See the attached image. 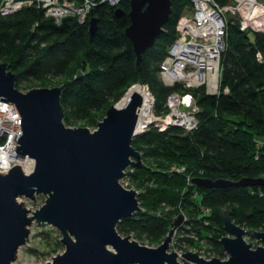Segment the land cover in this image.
I'll return each instance as SVG.
<instances>
[{
	"label": "trees",
	"instance_id": "obj_1",
	"mask_svg": "<svg viewBox=\"0 0 264 264\" xmlns=\"http://www.w3.org/2000/svg\"><path fill=\"white\" fill-rule=\"evenodd\" d=\"M215 1L224 5L231 0ZM118 6L124 14L117 15ZM130 9V0L118 5L98 1L85 21L76 16L57 21L37 5L0 13V62L18 74L20 89L36 83L53 86L56 78H63L61 101L67 125L79 120L97 125L138 82L153 94L154 113L164 115L170 109V94L181 85L166 84L160 67L192 1L172 0L169 19L144 52L140 68L125 32L131 23ZM94 17L98 25L91 35ZM227 17L220 90L208 93L204 86H192L183 91L194 94L198 105L194 129L170 125L159 130L151 124L134 136L133 145L142 151L144 164L129 167L127 176L130 186L139 189L143 209L117 225L125 235L158 245L183 213L188 225L175 238L178 248L204 244L222 259L227 252L221 238L227 231L221 211L231 209L238 224L264 230L263 185L205 187L193 182L199 176L233 181L264 176V29L253 25L242 29L238 14Z\"/></svg>",
	"mask_w": 264,
	"mask_h": 264
},
{
	"label": "water",
	"instance_id": "obj_2",
	"mask_svg": "<svg viewBox=\"0 0 264 264\" xmlns=\"http://www.w3.org/2000/svg\"><path fill=\"white\" fill-rule=\"evenodd\" d=\"M130 4L131 23L125 32L140 68L144 52L154 45L169 19L172 0H130ZM124 12L121 6L116 7L117 15ZM97 25L98 18H92L91 35ZM17 79L8 63L0 62V98L15 102L22 114L17 156L32 157L35 166L26 172L15 163L7 172H0V264H12L17 258L33 220L52 224L62 233L65 249L47 264H264V230L238 224L231 209L220 212L227 231L221 238L228 253L224 259H207L193 249L181 255L170 250L174 234L184 222L183 213L157 246L118 230L121 220L143 209L139 191L121 182L129 166L144 164L142 151L133 145L134 136L142 131L139 111L144 100L137 90L124 104H112L91 129L65 123L61 96L66 83L24 91L17 87ZM193 182L205 187L264 186V176L238 181L199 176ZM40 193L46 195L45 202L35 210L19 200L20 196L36 199ZM247 236L258 238L261 244L248 241Z\"/></svg>",
	"mask_w": 264,
	"mask_h": 264
},
{
	"label": "built area",
	"instance_id": "obj_3",
	"mask_svg": "<svg viewBox=\"0 0 264 264\" xmlns=\"http://www.w3.org/2000/svg\"><path fill=\"white\" fill-rule=\"evenodd\" d=\"M98 1L118 5L121 0H1L0 13L7 14L26 5H37L42 6L46 13L57 21L66 16H76L79 21H85ZM191 1L192 10L180 17L177 23L178 35L169 46L160 67V76L166 84L181 86L169 96V111L164 115L154 113L141 132L147 130L151 123L159 130H165L170 125L181 126L186 131L197 127L198 105L195 96L191 92L183 91L192 86H204L208 93H217L220 90L228 11L239 15L242 29H248L252 25H264L262 21L256 22V19L260 18L257 10L264 8L263 1L231 0L224 5L215 0ZM261 17L263 18L264 14ZM258 55L263 58L261 53ZM21 122L22 114L17 104L0 98V172H7L15 163H20L26 172L32 171L35 166L32 157L17 156L16 144L23 133ZM129 167L121 178L126 187L130 186L127 176ZM179 235L183 233L180 232ZM175 238L177 237H174L173 241ZM192 249L207 259L214 256V252L204 244Z\"/></svg>",
	"mask_w": 264,
	"mask_h": 264
},
{
	"label": "rangeland",
	"instance_id": "obj_4",
	"mask_svg": "<svg viewBox=\"0 0 264 264\" xmlns=\"http://www.w3.org/2000/svg\"><path fill=\"white\" fill-rule=\"evenodd\" d=\"M259 1H261V0H259ZM230 13H233V12L228 11V15ZM256 27H257V29H264V25H262V26L256 25ZM62 83H63V78L60 77V78L55 79L54 85H59ZM39 84L40 83H36L35 85L31 86L30 88L35 87V86H40ZM48 86H50V85H48ZM30 88H27V89L21 88V89L26 91ZM149 91H150V89H149ZM119 100L114 102V103L119 102ZM154 103H155V100H154ZM154 103H153L152 115L154 114ZM151 124L156 126L154 123H151ZM148 125H149V123H148ZM71 126H88L91 129H95L97 127V125H91L90 123H87L86 121H80V120L73 122L71 124ZM128 188L137 189L136 187H132V186H129ZM45 198H46V195L40 193V194L36 195L37 200L35 198L33 199V198H30L27 196H20L19 200L20 201L23 200L24 205L26 207H28L29 209L31 208V210H35V209L39 208L45 202ZM30 213H32V212H30ZM184 216H185L184 222L180 227L177 228L176 234H179L180 232H182V228L184 226L188 225L186 222L187 217L185 214H184ZM30 230H31V232H30V235L27 239V243L19 248L17 258L12 262V264H47V261L52 260V257L55 254L60 253L65 249V245L61 242L62 233H61L60 229H58V227H56L52 224L43 225L41 222H37V220H33L32 224L30 225ZM132 236H133V238H136L134 235H132ZM136 239H138V238H136ZM57 240H60L61 244H59L57 242ZM138 240L140 242H142L143 244H146L149 246H157L155 244L148 243L146 240H141V239H138ZM247 240L248 241L249 240H257L256 243L261 244V241L258 238H253V237L247 236ZM206 247H207V249H209L208 246H206ZM187 248H188L187 250L192 249L190 247H187ZM170 250H176L178 252L186 251V250H184V251L180 250V248H178V246H177V241H173V240L171 242V249ZM209 250L211 252H214V256H219L217 254V252H215L214 250H212V249H209ZM227 255H228V253H227ZM227 255L223 258H226ZM182 263L183 264H189V263H185L184 261H182Z\"/></svg>",
	"mask_w": 264,
	"mask_h": 264
},
{
	"label": "bare ground",
	"instance_id": "obj_5",
	"mask_svg": "<svg viewBox=\"0 0 264 264\" xmlns=\"http://www.w3.org/2000/svg\"><path fill=\"white\" fill-rule=\"evenodd\" d=\"M259 11L258 17L256 19V22L260 23L261 21L264 22V17L262 18L261 15L264 14V8H259L257 10V12ZM137 90L142 96H143V104L140 107V111H139V120H140V124L142 129H145V124L150 121L152 113H153V95L151 94V92L149 91V88L146 85H143L141 83H135L133 84L128 91L120 98L119 100V105L124 104L129 97L132 95V93ZM143 125V126H142ZM27 170H29L28 168H26ZM179 234H174V237H179Z\"/></svg>",
	"mask_w": 264,
	"mask_h": 264
},
{
	"label": "clouds",
	"instance_id": "obj_6",
	"mask_svg": "<svg viewBox=\"0 0 264 264\" xmlns=\"http://www.w3.org/2000/svg\"><path fill=\"white\" fill-rule=\"evenodd\" d=\"M228 257V256H227Z\"/></svg>",
	"mask_w": 264,
	"mask_h": 264
}]
</instances>
